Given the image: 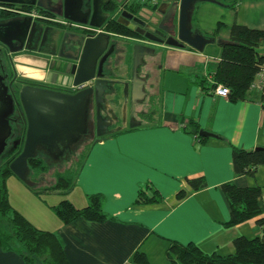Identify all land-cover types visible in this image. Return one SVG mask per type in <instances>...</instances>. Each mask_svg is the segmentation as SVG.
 Listing matches in <instances>:
<instances>
[{"label":"crops","instance_id":"0c3cea01","mask_svg":"<svg viewBox=\"0 0 264 264\" xmlns=\"http://www.w3.org/2000/svg\"><path fill=\"white\" fill-rule=\"evenodd\" d=\"M133 1L150 0H130L123 9H129L127 5ZM234 22L264 28V0L197 2L192 12L193 29L206 36L218 30L216 40L202 51L187 44L152 43L106 29L114 40L129 39L132 43L127 45V60L117 68L115 61L110 66L114 77L109 78L119 83L116 87L120 92L108 96L109 101L126 85L131 98L132 45L141 41L157 49L154 56L144 57L139 68L146 81V96L134 103L145 101L147 108L138 111L136 126L122 124L120 131L90 144L66 195L54 192L45 198L56 203L59 196H66L83 207L91 194L101 193L107 218L80 217L64 223L21 179L17 181L15 174L8 182V190L12 186L20 192L19 205L9 191L12 206L37 227L56 232L64 241L71 264H139L133 261L137 251L146 255L149 264H182L174 263L168 255L172 241L195 243L207 253L230 254L235 251V237L262 234L257 220L264 216V166L253 177L236 174L233 148L264 147V91L252 88L246 99L233 101L202 90L198 82L202 76H210L218 63L222 51L218 39L230 38ZM150 109L149 117L142 116ZM132 111L135 113V108ZM190 119L217 136L187 131ZM194 178H204L207 185L192 188L188 179ZM229 181L241 187H261L260 215L226 224L231 206L222 185ZM182 190L186 194L179 198ZM140 192L148 197L157 194L158 200L138 203ZM0 264L26 263L18 252L0 248Z\"/></svg>","mask_w":264,"mask_h":264},{"label":"trees","instance_id":"16d2710c","mask_svg":"<svg viewBox=\"0 0 264 264\" xmlns=\"http://www.w3.org/2000/svg\"><path fill=\"white\" fill-rule=\"evenodd\" d=\"M142 5L140 1H133L127 6L131 10H138ZM117 7L118 4L110 6L114 10ZM107 29L127 36H138L133 29L116 20H111L107 24ZM217 31L216 28L211 35L207 36L216 39ZM221 47L220 59L210 71V76L204 75L199 79L200 88L210 92L214 91L218 84H224L229 88L228 97L231 100L246 99L258 73L264 71V28L234 22L230 26V38L222 42ZM261 90L264 91V83ZM151 112H153L152 109L147 113H142V116L149 117ZM20 129L23 134L26 125ZM186 129L194 133H199L201 130L193 119L189 120ZM199 137L205 139V137ZM92 142L88 141L79 145V141L78 145L75 144L74 154L86 146L76 169H72L70 165L64 170L52 172V176H47V174L49 175L54 165L59 167L61 163L49 157L41 147L36 156L29 159L28 176L22 181L41 197L64 223H70L80 217L96 221H103L107 218L101 193L91 194L88 204L83 207H78L66 196L56 203H49L43 196V193L54 192L66 195L74 185L83 158ZM22 147L23 145L13 152L7 149L0 156V248L18 252L26 264H71L63 239L56 232L34 225L24 214L13 207L9 200L7 180L14 174L10 168V162L22 151ZM233 164L236 174L255 176L258 168L264 166V147L253 149L234 147ZM188 182L194 189L207 185L204 178L188 179ZM222 188L231 206V216L227 225H235L262 213L260 186L241 187L229 181L224 183ZM185 194L184 190L180 191L179 198L184 197ZM154 200H158L157 194L148 197L145 192H140L137 202L149 203ZM257 222L262 228V234L255 237H235L233 253H207L195 243L183 244L172 241L168 248V255L174 263L182 264H264V216L260 217ZM133 261L139 264H149L146 255L141 251L135 253ZM130 263L133 264L131 261Z\"/></svg>","mask_w":264,"mask_h":264},{"label":"water","instance_id":"95a60500","mask_svg":"<svg viewBox=\"0 0 264 264\" xmlns=\"http://www.w3.org/2000/svg\"><path fill=\"white\" fill-rule=\"evenodd\" d=\"M8 1L44 6L47 0ZM110 1L86 0L85 3V0H63V14L71 21L90 26L91 30L98 27L105 30L112 17H110V12L104 10V5ZM129 1L125 0L123 4ZM199 1L202 0L146 1L138 10L123 9L116 21L133 29L140 38H146L149 42L178 47L187 44L202 51L208 43L216 39L193 29L192 12ZM32 20L33 17L25 15L22 18L0 22L1 33L8 37V39L2 37L0 39L8 44L14 40L20 41V38L18 39L13 34V32H19L22 34L21 38L24 43L35 31L36 23ZM112 35L105 30L88 36L84 39L82 46L78 47V55L71 57L77 60L71 71L73 77H65L63 84L71 86L86 83L85 88L75 93H66L25 85L20 90V104L24 109L27 122L23 133L22 151L10 162L11 170L19 179L27 178L29 159L36 156L40 147L47 150L52 157L59 158L65 149L81 139V136L88 130L90 103L93 101L97 105L98 140L106 135L104 129L106 118L102 116L101 109L104 106L106 89L110 84H114L109 77H105L113 74L110 68L115 61V44ZM224 41L218 39L220 43ZM22 48L23 46L18 49ZM132 50L131 98L135 102L146 96V81L140 76L139 68L143 64L144 57L154 56L157 49L137 41L133 44ZM106 68H109V73ZM47 81H50V77H47ZM126 86L125 95L127 96L128 85ZM14 105L15 99L10 94L4 77L0 75V156L7 150L8 140L13 135L10 117L14 113ZM137 124L138 122H133L130 126L134 127ZM199 134L217 136L204 129H201Z\"/></svg>","mask_w":264,"mask_h":264},{"label":"flooded vegetation","instance_id":"af4514ba","mask_svg":"<svg viewBox=\"0 0 264 264\" xmlns=\"http://www.w3.org/2000/svg\"><path fill=\"white\" fill-rule=\"evenodd\" d=\"M122 3L124 2L117 3V0H111L104 5L105 11L110 12V17H112L111 20H116L121 14L125 6L124 4L123 6ZM115 4H118L116 10L110 8L111 5ZM63 13V0H47L44 6L15 3L8 0L0 1V22L18 19L28 15L33 17L32 21L36 23L35 31L24 43L21 38L22 34L19 32H13V34L16 35L18 39L20 38V41L14 40L8 44L0 39V75L4 77V81L9 87V92L15 99L14 113L10 117L13 126V135L8 140L6 148L8 150L10 149L11 152L18 150L22 145L23 134L20 128L25 126L27 122L24 109L20 104V90L22 87L25 85H32L66 93H75L80 90L73 89L70 85L63 84V82L65 77H73L71 71L77 60L71 57H76L78 55L77 49L82 46L84 39L90 35H94L96 32L95 29L91 30L90 26L86 24L74 22L65 18ZM106 29L107 27L105 30ZM1 37L3 39H8V37L0 31V38ZM113 42L115 44L114 57L115 66L117 65V68L123 61L127 60L128 50L126 49L127 45L131 42L129 39H123L122 41L116 39L113 40ZM21 46H23V48L18 49ZM13 49L18 50L12 51ZM106 71L109 73V68H106ZM47 77H50V81H47ZM105 77H114V75H106ZM116 85H119V83L114 82V84L108 86L105 93L106 98L120 92ZM121 94L125 95L124 87L121 88ZM128 96L129 93L127 94V97ZM103 108H106V103ZM96 111L97 105L96 102L93 101L90 103L88 130L81 136L79 145L86 141H94L99 138V128L95 116ZM135 117L136 115L134 113L128 116L125 111L120 115H113L112 113L107 115L104 124L106 135L120 131L123 127L122 124L129 126L131 120H133V122L135 121ZM78 142L72 144L70 148L65 149L59 158L52 157L47 150L44 148L42 149L49 157L60 162L62 160H69L70 157L73 156L75 152L74 146Z\"/></svg>","mask_w":264,"mask_h":264},{"label":"rangeland","instance_id":"374dc122","mask_svg":"<svg viewBox=\"0 0 264 264\" xmlns=\"http://www.w3.org/2000/svg\"><path fill=\"white\" fill-rule=\"evenodd\" d=\"M107 99L108 100H106V108H102L101 109V114H102L103 117H106L107 115H109L111 113L113 115H120L121 113L123 114L124 111H126L127 115L130 116V115H132V113H134L132 111L134 108H135V113L134 114L137 116L138 115V111H140L141 109L147 108V103H145V101L134 103L132 101V98H129L126 95H123V94L122 95L121 94L117 95L113 100H110L111 102L109 101V98H107ZM95 116H96V119H97V116H98L97 115V111L95 112ZM135 119H136V117H135ZM131 123H133V120L130 121V125H131ZM85 148H86V146L83 149H85ZM83 149H79L78 152L76 154H73V156H71L69 160L67 159L68 161L67 160L60 161L61 164H60L59 167L54 165L53 168H51L52 170H50L49 175L47 174V176H52V172L57 171V170L58 171L64 170L65 168L69 167L70 165H72V169H76L77 166H78V161H79L80 158H82V155H83V153L85 151ZM14 177H15V179H17V181L18 180L20 181V179H18L17 176H14ZM8 182H9V178L7 180V184H9ZM19 185H20V183H19ZM10 189L8 190V191L11 192L10 196L13 198V200L17 204L19 203V205H20V192H19V190L16 187H15V190H14V187H12V186L10 187ZM10 196H9V200H10ZM43 196L44 197H48V194L47 193H43ZM59 197L62 198V196H59Z\"/></svg>","mask_w":264,"mask_h":264},{"label":"built area","instance_id":"2783aa9c","mask_svg":"<svg viewBox=\"0 0 264 264\" xmlns=\"http://www.w3.org/2000/svg\"><path fill=\"white\" fill-rule=\"evenodd\" d=\"M151 2H155L156 0H150ZM96 32H101V31H105L102 28H96L95 29ZM263 83H264V71H261L260 73H258L257 75V79L255 80V82L251 85L253 88H257V89H262L263 87ZM87 86L86 83L83 84H79V85H71L70 87L73 89H82L85 88ZM214 92L217 95H222V96H228L229 95V88L224 85V84H218L215 88H214ZM126 264H132L130 262H127Z\"/></svg>","mask_w":264,"mask_h":264}]
</instances>
